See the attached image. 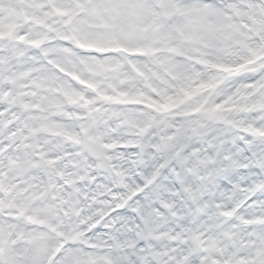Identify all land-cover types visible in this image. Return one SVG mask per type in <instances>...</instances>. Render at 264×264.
I'll return each mask as SVG.
<instances>
[{"label":"snow or ice","instance_id":"6c2138e0","mask_svg":"<svg viewBox=\"0 0 264 264\" xmlns=\"http://www.w3.org/2000/svg\"><path fill=\"white\" fill-rule=\"evenodd\" d=\"M0 264H264V0H0Z\"/></svg>","mask_w":264,"mask_h":264}]
</instances>
